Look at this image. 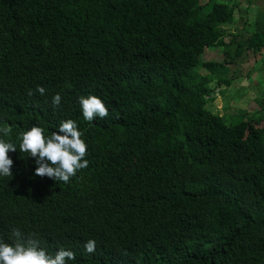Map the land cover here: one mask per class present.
I'll use <instances>...</instances> for the list:
<instances>
[{
    "label": "trees",
    "instance_id": "1",
    "mask_svg": "<svg viewBox=\"0 0 264 264\" xmlns=\"http://www.w3.org/2000/svg\"><path fill=\"white\" fill-rule=\"evenodd\" d=\"M238 6L0 0V126L12 127L0 139L19 148L20 132L47 137L71 119L88 160L64 183L10 151L0 239L19 228L49 254L73 251L68 264H264V115L232 123L206 107L231 84L228 65L264 49L263 20L239 43ZM233 23L236 32L225 28ZM207 48L222 60H203ZM89 95L106 118L84 119L79 98Z\"/></svg>",
    "mask_w": 264,
    "mask_h": 264
},
{
    "label": "clouds",
    "instance_id": "2",
    "mask_svg": "<svg viewBox=\"0 0 264 264\" xmlns=\"http://www.w3.org/2000/svg\"><path fill=\"white\" fill-rule=\"evenodd\" d=\"M36 92L44 95L46 89L37 86ZM29 92V95H33ZM62 97L55 94L52 97L53 108H58ZM79 105L86 121L92 122L96 118L104 119L109 115L104 102L95 95L81 96ZM58 131H52L50 136L44 135V130L33 126L22 131L17 136L19 148L11 141L0 139V177L12 176L13 160L9 157L10 151L17 149L21 153L35 158L37 167L35 175L67 183L76 176L77 172L88 167L87 145L81 138L76 122L68 119L61 121ZM11 125L0 126V134L4 137L11 136ZM11 243L0 239V264H68L75 260V253L65 248H59L54 255L39 246V241L28 236L27 238L19 228L11 230ZM87 253L95 251V241L88 240L84 244Z\"/></svg>",
    "mask_w": 264,
    "mask_h": 264
},
{
    "label": "rangeland",
    "instance_id": "3",
    "mask_svg": "<svg viewBox=\"0 0 264 264\" xmlns=\"http://www.w3.org/2000/svg\"><path fill=\"white\" fill-rule=\"evenodd\" d=\"M199 1L205 4L208 0ZM225 1L230 4L239 3L238 8L234 10V19L240 26H244L246 31L238 36L239 43L243 44L248 33L255 30L254 22L263 20L264 24V0ZM235 26L236 23H233L225 28L235 31ZM202 58L205 61L219 62L223 58V53L219 48H207ZM228 66L227 76L233 78L231 84L227 87L220 86L214 94L207 97L206 107L225 116L232 123L251 116L264 115V49L258 53L245 49L241 58L237 57L236 62Z\"/></svg>",
    "mask_w": 264,
    "mask_h": 264
}]
</instances>
